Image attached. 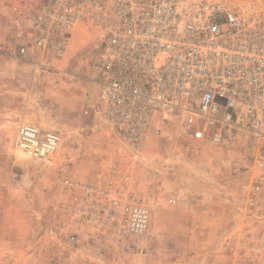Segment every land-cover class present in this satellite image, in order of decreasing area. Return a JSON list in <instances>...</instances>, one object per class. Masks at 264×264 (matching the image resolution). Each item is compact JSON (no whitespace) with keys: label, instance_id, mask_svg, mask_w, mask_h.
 <instances>
[{"label":"rangeland","instance_id":"374dc122","mask_svg":"<svg viewBox=\"0 0 264 264\" xmlns=\"http://www.w3.org/2000/svg\"><path fill=\"white\" fill-rule=\"evenodd\" d=\"M38 1L0 0V264H264V143L191 140L158 115L159 134L135 153L98 116L97 30L78 25L80 40L71 34L58 59L34 48L17 56ZM231 3L264 25V0ZM88 85L99 90L93 118L79 102ZM22 124L58 134L60 147L30 157L17 143ZM81 186L94 189L97 209L108 204L101 190L136 198L146 232L121 235L120 208L107 222L80 219Z\"/></svg>","mask_w":264,"mask_h":264},{"label":"built area","instance_id":"2783aa9c","mask_svg":"<svg viewBox=\"0 0 264 264\" xmlns=\"http://www.w3.org/2000/svg\"><path fill=\"white\" fill-rule=\"evenodd\" d=\"M85 23L104 45L94 65L99 119L132 151L140 153L148 135L159 134L152 126L158 115V125L173 118L191 140L220 144L243 135L264 143V25L231 0H40L21 30L28 36L17 56L34 48L58 59L73 29ZM61 142L32 125L17 131L19 148L32 158ZM80 190L88 206L80 219L89 212L83 220L92 222L99 213L107 222L120 208L121 235L146 232L149 212L136 198L101 190L108 204L97 209L94 189ZM81 200L73 197L80 210Z\"/></svg>","mask_w":264,"mask_h":264},{"label":"crops","instance_id":"0c3cea01","mask_svg":"<svg viewBox=\"0 0 264 264\" xmlns=\"http://www.w3.org/2000/svg\"><path fill=\"white\" fill-rule=\"evenodd\" d=\"M76 28L73 29L72 36H74V38H76V40H80V38L77 35L80 36L81 34L77 33L79 29L76 30L77 32L75 31ZM75 32L77 33L76 35H75ZM72 42H73V39H72ZM81 90H83V91L79 93L80 94L79 95L80 96V98H79L80 105H83V106L87 105L86 107L89 108V115L93 118L94 115L92 114V111H93L92 108L94 107V105H96V99H97L99 90L96 91V87L94 89V87L92 85L85 86L84 89L81 88ZM78 114H79V111L77 109V116H78ZM92 118H91V120H92Z\"/></svg>","mask_w":264,"mask_h":264}]
</instances>
